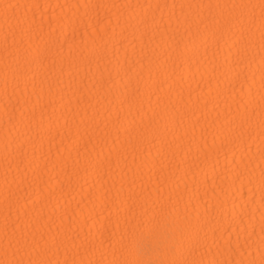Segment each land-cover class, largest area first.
Masks as SVG:
<instances>
[{
    "label": "bare ground",
    "instance_id": "obj_1",
    "mask_svg": "<svg viewBox=\"0 0 264 264\" xmlns=\"http://www.w3.org/2000/svg\"><path fill=\"white\" fill-rule=\"evenodd\" d=\"M262 4L0 0V264H264Z\"/></svg>",
    "mask_w": 264,
    "mask_h": 264
},
{
    "label": "snow or ice",
    "instance_id": "obj_2",
    "mask_svg": "<svg viewBox=\"0 0 264 264\" xmlns=\"http://www.w3.org/2000/svg\"><path fill=\"white\" fill-rule=\"evenodd\" d=\"M234 11L219 19L213 18L211 21L213 37L217 34L224 36L228 35L237 40H243L245 32H247L252 24L255 6L250 3H240L232 6ZM262 16H264V4L261 5ZM51 39V38H50ZM51 51V48L47 49ZM155 219V217H153ZM191 230V234L184 236L185 231ZM165 233V252L163 255L170 259L161 260L159 264H189L188 261L177 259V255L185 244L192 246L194 249L199 246L200 241L197 239L198 233L195 228L189 224H185L183 230L176 222H163L160 225V231ZM157 232V233H159ZM155 233H147L145 237ZM144 237V238H145ZM134 264H144V261H136ZM202 264V262H200Z\"/></svg>",
    "mask_w": 264,
    "mask_h": 264
}]
</instances>
